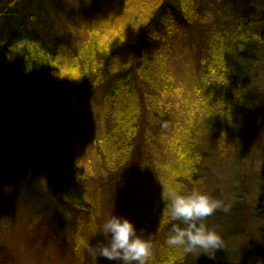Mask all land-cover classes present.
I'll list each match as a JSON object with an SVG mask.
<instances>
[{
    "label": "trees",
    "instance_id": "trees-1",
    "mask_svg": "<svg viewBox=\"0 0 264 264\" xmlns=\"http://www.w3.org/2000/svg\"><path fill=\"white\" fill-rule=\"evenodd\" d=\"M168 2L169 0H143L142 7L145 11L141 16L146 14V19L141 22L143 27L137 41L134 44L129 42L126 46L117 44V39H112V47H109L107 54L104 49L107 46L89 50L90 58L87 63L80 61L70 51L74 57L68 58L67 50L71 47L65 45L60 36L62 18L67 19L68 26L64 27L70 29V15L75 11L66 1L0 0V224L4 227H12L17 222L14 198L25 195L27 202L28 196L25 192L28 190L35 193L36 201L46 206L43 213L47 212L52 216H55L51 213L53 205L57 207L62 201L71 206L76 205L80 212L71 217L67 224L70 230L76 232L73 250L80 262L91 264V258L81 243H86L92 235L91 226H95L97 222L99 206L87 201L89 195H95L89 191L87 177L81 174V137L90 128L85 120L86 112L93 94L101 87H110L109 97H114L124 87L136 100L135 95L139 93L137 81L142 78L143 69L152 57V52L147 47L153 39V32L161 24L160 18L164 16L162 10H166ZM135 5L134 0H123L115 6L113 3H106L108 9L114 7L120 13L113 18L115 25L120 24L126 14L129 15L122 27H128V23L139 24L138 17L134 14ZM224 11L226 14L220 11L218 21L211 27L200 26L196 20L190 22L193 29L200 30L204 37V48L200 44V50H194L195 53L205 55L199 61L200 72L205 76L210 75L213 71L208 67V62L210 58H214L217 73L223 76V81L219 84L215 83L211 87L206 84L210 87L206 96L207 117L199 129L202 136L206 137L205 145L206 141L215 140L212 143H219L216 138L222 134L230 142L244 146L247 144L245 132L228 128L223 130L221 126L223 121L230 122V118L235 123L244 122V112L252 107L258 97L257 90L254 92L250 84L254 79L251 77V67L264 60V30H257V22L236 6L230 12L227 8ZM173 15L174 12L170 10V16L167 15L168 22H176L177 18ZM165 21L167 22V18ZM181 21L184 23L186 19L182 17L179 24ZM225 25L230 28H225ZM251 32L256 36L253 43L251 36H248ZM246 48L251 49L250 52ZM67 59H77V63H71L78 67L83 64L85 67L77 81L60 73ZM111 80L114 83H110ZM87 82H90V91L87 89ZM145 88L146 82L141 85V91L144 92ZM141 105L143 109L144 104ZM130 118L131 114L127 113L119 122H113L110 129L105 126L103 132L107 131L109 134L105 143L115 151L113 154L107 153L108 150L101 147V153L94 156V161L95 158L98 160V163H94L95 173L105 174L106 169L107 173L113 174L107 180L105 188H114L117 193L126 188L127 182L124 161L113 158H118V153L128 154L133 149V131L127 130ZM81 120L84 127H80ZM248 138L252 139L249 143L255 142L257 133L252 131ZM26 139L29 149L33 151V157L30 150L25 149ZM91 145L95 146L96 142ZM199 146V141H192L191 147H187L181 157H187L185 161L198 159ZM202 157L201 153V160ZM35 161L42 163L45 168V199L42 200L38 194L42 185L36 174ZM187 177L179 176L173 185L180 186L182 180L187 181ZM180 193L186 194L185 189ZM132 195H128L127 200ZM50 202L52 205H49ZM32 204L33 202L29 204L30 207ZM143 207L142 203V208L128 209L125 212L127 219L137 220L133 224L138 235L146 239L152 238L153 250L148 264H264V162L256 205V217L261 223L258 239L249 242L245 239L240 247L225 245L216 250L215 259H209L203 253L199 254L200 250L186 254L181 248L167 246L165 241L171 234L172 224L178 222L170 220L167 209L159 208L154 215L146 216ZM245 209L237 214L217 211L203 222L218 234L222 232L228 236L232 232L243 237L248 224ZM28 229L31 232L32 227ZM103 259L105 258L98 257L96 264H102ZM106 262L113 264L110 260Z\"/></svg>",
    "mask_w": 264,
    "mask_h": 264
},
{
    "label": "rangeland",
    "instance_id": "rangeland-1",
    "mask_svg": "<svg viewBox=\"0 0 264 264\" xmlns=\"http://www.w3.org/2000/svg\"><path fill=\"white\" fill-rule=\"evenodd\" d=\"M64 1L75 11L70 15V23H72L70 29L64 27V25L68 26L67 19L62 18L60 36L64 44L71 47L67 51L75 53L80 61L87 63L90 58L89 50L107 46V49L104 48L107 54L112 47V39H117V44L120 45L127 46L129 42L134 44L143 27L141 22L146 19V14L144 17L141 16L145 11L142 7L143 0H134L136 3L134 14L137 15L139 24L128 23V27L122 25L129 15L126 14L120 24L115 25L113 18L120 13L114 10V7L112 9L106 7V3H113L115 6L123 0ZM223 2L169 0L166 10L165 8L162 10L164 16L160 18L161 24L157 33L153 32L155 34L147 47L152 52V57L143 69L142 78L137 81L139 93L135 95L136 100L124 87H121L120 93L114 97H109L110 87H101L93 94L85 119L90 126L87 129L89 132H84L80 143L81 174L87 177L89 191L95 195V197L89 195L87 201L99 206L97 222L95 226H91L92 235L86 240L90 244L93 243L92 246L99 242L97 239L104 241V236L97 230L109 215L127 218L125 210L142 208V203L145 215H154L159 208L168 210L170 191L180 193L182 189H185L186 194L193 190L208 194L230 205V213L237 214L246 208L248 224L244 236L232 232L226 236L220 232L223 247L225 245L240 247L245 239L246 242L258 239V228L261 223L256 217V205L264 162V60L251 67V77L254 79L250 84L254 92L257 90L258 97L252 107H248L244 112L245 115L242 117L244 122L235 123L230 118V122L223 121L221 126L223 130L228 128L245 132L247 144L244 146L235 144L221 134L216 138L219 143H212L215 140L206 141L205 145L206 137L202 136L199 129L207 117V90H210L215 83L219 84L221 80L223 81V76L217 73L214 58H210L208 62V67L213 72L208 76L200 72L199 61L202 57L205 58V55L195 53L194 50H200L204 37L200 30L193 29L190 22L196 20L200 26L211 27L218 21L220 11L226 14L225 8L230 12L231 8L236 6L251 20L257 22V30H264V0ZM170 10L177 18L175 23L168 22L167 15L170 16ZM182 17L186 22L181 21L179 24ZM166 18L169 25L166 24ZM133 21L136 23L135 19ZM225 28L230 27L225 25ZM250 34L248 36H251L253 43L256 36L253 32ZM70 52L68 58L74 57ZM75 61L78 60L67 59V63L60 71L61 75L70 77L69 79L73 81L80 78L81 71L85 68L83 64L78 67L71 63H77ZM111 82L114 83V80ZM145 82L146 88L142 92L141 85ZM86 84L90 91V82ZM252 93L253 91L250 94ZM141 104H144L143 109L140 107L143 106ZM127 113L131 114L127 130L133 131V149L128 154L118 153V158H113L124 161L127 182L126 188L117 193L114 188H105L107 180L113 174L107 173L106 169H104L105 174L95 173L94 163H98V160L95 158L94 161V156L101 153V147L108 150L107 153L113 154L115 150L112 151V146L105 143L109 134L107 131L103 132V129L105 126L110 129L113 122H119ZM81 125L84 127L82 120L80 127ZM252 131L257 133V138L255 142L249 143L251 138L248 137ZM192 141L200 143L198 159L185 161L187 157L181 156L185 154L187 147H191ZM92 142H96V145L92 146ZM28 144L26 139L25 149L30 150L33 157L31 153L33 151L29 149ZM36 161V174L42 185L38 189V194L42 200L45 199L43 188L45 168L42 163ZM186 175L187 181L182 180L180 186L173 185L179 176ZM25 193L28 196L27 202L25 195L14 198L17 212L15 225L4 227L0 224V263L83 264L73 250L76 232L70 230L67 225L71 217H75L80 212L78 206H71L62 201L57 207L53 205L51 213L55 216H52L47 212L43 213L46 206L36 201V197L34 199L35 193L29 190ZM128 195H132L130 200H127ZM31 202L33 204L30 207ZM49 205L52 203L50 202ZM92 207L96 210L94 206ZM130 221L135 223L137 220ZM30 226L31 232L28 229ZM106 261L103 259L102 264H107ZM112 263L117 264L116 261Z\"/></svg>",
    "mask_w": 264,
    "mask_h": 264
},
{
    "label": "clouds",
    "instance_id": "clouds-1",
    "mask_svg": "<svg viewBox=\"0 0 264 264\" xmlns=\"http://www.w3.org/2000/svg\"><path fill=\"white\" fill-rule=\"evenodd\" d=\"M168 200L170 220L178 223L172 224L165 244L170 248H181L186 254L200 250L199 254L215 259V252L223 247V241L203 221L217 211L228 213L231 206L198 190L189 194L170 191ZM97 231L104 236L103 242L95 246L88 241L81 243L91 258V264H96L98 257L117 264H148L153 250L152 238L138 235L129 219L111 214Z\"/></svg>",
    "mask_w": 264,
    "mask_h": 264
}]
</instances>
